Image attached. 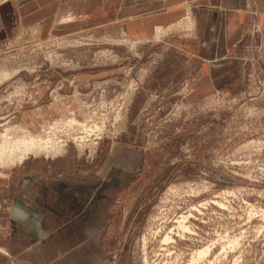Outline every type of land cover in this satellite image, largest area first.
<instances>
[{
	"label": "rangeland",
	"instance_id": "374dc122",
	"mask_svg": "<svg viewBox=\"0 0 264 264\" xmlns=\"http://www.w3.org/2000/svg\"><path fill=\"white\" fill-rule=\"evenodd\" d=\"M121 2L0 0V135L16 140L20 126L40 138L53 134L48 150L1 164L0 187H11L4 191L11 196L25 175L32 182L118 176L107 227L85 264H264L258 36L238 44L240 76L208 87L195 83L200 68L180 48L194 21L134 38ZM71 117L104 127L87 135L65 124ZM184 215L187 229L177 222ZM57 247L0 252V264H65L64 243Z\"/></svg>",
	"mask_w": 264,
	"mask_h": 264
},
{
	"label": "crops",
	"instance_id": "0c3cea01",
	"mask_svg": "<svg viewBox=\"0 0 264 264\" xmlns=\"http://www.w3.org/2000/svg\"><path fill=\"white\" fill-rule=\"evenodd\" d=\"M120 10L127 34L144 40L152 37L156 25L194 21L191 39L180 48L200 68L202 77L196 84L208 81L206 85L213 87L239 77L242 56L238 44L244 38H249L245 41L249 45L255 42V34L264 48V0H122ZM30 177L35 176L25 175L11 196L4 192L10 194L11 187H0V211L6 213V219L0 221V234L8 239L0 241V252L13 250L26 256V252L59 250L57 244L64 243L65 264H85L89 252L92 255L98 248L96 237L107 227L111 192L120 186L118 176L109 174L101 182L69 176L32 182ZM56 222H62L63 228L54 232Z\"/></svg>",
	"mask_w": 264,
	"mask_h": 264
},
{
	"label": "bare ground",
	"instance_id": "6f19581e",
	"mask_svg": "<svg viewBox=\"0 0 264 264\" xmlns=\"http://www.w3.org/2000/svg\"><path fill=\"white\" fill-rule=\"evenodd\" d=\"M161 29H162V27L157 26V33L158 34L161 31ZM65 124L69 125V127L71 126V128L74 125L75 126L79 125L87 135H91V134H93V132L95 133L96 131L100 132L101 129L104 127L103 125H99L96 123H94V125L88 127L86 123L79 122L75 118H72V117ZM59 125H60V127L61 126L63 127V125H61L59 123L58 125H56V131L60 129ZM72 129L74 130L75 128H72ZM82 130H80V131H82ZM18 131L21 133V136H20V138H18L16 140H12L13 134H11V132L8 133V131H6L4 134L0 135V142H2L0 144V165L3 164V166H4V165L8 164L9 162L13 163V162L18 161V160L21 161V160H23V158L27 157V154L29 155V153H33V152L35 153L36 151H39V150H46V148L48 150L50 144L53 142V140L50 139V138H53L52 137L53 134L51 135V137L48 136V138L36 137L37 135L36 136L32 135V133H30V131L27 128L22 127V126H20V128H18ZM52 131H54V130H52ZM54 132H52V133H54ZM98 133H97V135H98ZM9 134H11V135L9 136ZM66 134H68V132ZM79 135H81V134H79ZM97 135H96V137H97ZM82 137H83V135H82ZM14 139H15V137H14ZM63 141H65V140H63ZM57 143H58V141H57ZM59 143H61V142L59 141ZM185 218H186V215H184L182 217V220H180V219L177 220V222H178L179 227H181V228L183 227V228L187 229L188 226L184 222ZM169 238H170V236L167 234L165 241H168ZM205 252H206V250H201L199 253L201 254V253H205Z\"/></svg>",
	"mask_w": 264,
	"mask_h": 264
}]
</instances>
